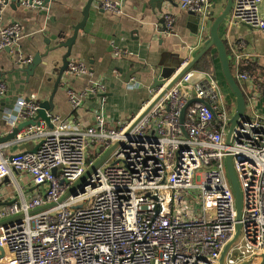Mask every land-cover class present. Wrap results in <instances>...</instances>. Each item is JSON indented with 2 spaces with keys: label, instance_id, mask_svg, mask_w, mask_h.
Returning a JSON list of instances; mask_svg holds the SVG:
<instances>
[{
  "label": "built area",
  "instance_id": "2783aa9c",
  "mask_svg": "<svg viewBox=\"0 0 264 264\" xmlns=\"http://www.w3.org/2000/svg\"><path fill=\"white\" fill-rule=\"evenodd\" d=\"M8 0H0V8ZM26 9L43 0H20ZM183 11L198 16L203 30L211 19L210 0H179ZM99 7L119 13L120 4L102 0ZM163 34L175 18L163 17ZM230 21L264 31V0H234ZM18 24L2 28L0 51L21 40ZM114 55H122L115 49ZM232 74L246 99V115L226 138L235 111L213 74L187 72L133 128L169 82L150 90L151 98L131 119L108 126L103 111L88 127L50 115V124L25 128L11 142H0V264H219L225 247L240 233L224 264H261L264 255V116L255 109L251 75L242 70L241 53L229 55ZM31 59L23 61L30 64ZM186 65L184 63L182 67ZM88 73L69 62L66 76ZM203 79H197V76ZM244 86L248 87L244 90ZM7 94L0 81V97ZM96 83L82 93L69 90L79 110L83 100H105ZM186 111L183 134L182 109ZM202 101L207 102L210 107ZM36 95L20 99L12 128L37 116ZM212 111L215 112V119ZM10 131V133L12 132ZM2 135H0V139ZM37 140L33 151L6 156L11 145ZM114 145L115 150L87 178L83 192L71 189ZM233 159L243 208L237 219L226 157ZM19 174L21 182L14 178ZM11 178V180H9ZM15 187L6 197L5 181ZM8 184V185H9ZM27 191V192H26ZM8 199V200H7Z\"/></svg>",
  "mask_w": 264,
  "mask_h": 264
},
{
  "label": "crops",
  "instance_id": "0c3cea01",
  "mask_svg": "<svg viewBox=\"0 0 264 264\" xmlns=\"http://www.w3.org/2000/svg\"><path fill=\"white\" fill-rule=\"evenodd\" d=\"M19 1L9 0L8 5L0 8V32L13 23L20 25L22 31L16 48L10 53L6 52L7 49L0 51V81L7 86V94L0 97L1 139L11 134L12 128L6 117L16 115L20 99L36 95L40 104L50 99L67 53L65 48L55 47L72 37L74 27L83 20V11L88 3V0H43L41 8L26 9L18 5ZM101 1L93 2L87 23L79 32L69 58V62L83 63L88 73L68 78L66 71L53 99L52 116L69 122L74 119L82 127L92 125L98 111L105 113L109 127L136 115L150 100V90L160 80L161 73L185 66L182 67L186 49H189V55H193L203 45L209 37L212 21L223 13L227 5V0H210L213 16L203 30L195 15L179 8V0H112L120 4L119 13L104 11L99 7ZM165 15L175 18L170 34L159 32L163 30ZM230 18L231 14L221 26L219 36L225 42L229 55L241 53L242 70L251 75L249 87L256 93L255 109L264 116V31L232 24ZM48 49L53 50L48 53ZM115 49L122 55L116 57ZM215 53L213 49L212 54ZM37 56L41 63L31 75L26 69L32 62L24 65L23 61H33ZM216 66H219V72L216 68L215 78L222 92L229 101L235 100L230 98L228 89H223L220 82L222 70L218 59ZM131 71L136 72L126 81V75ZM96 83L106 88L105 100L89 96L83 100L79 110H74L69 101V90L82 93ZM247 88L244 86V90ZM38 144L33 139L11 145L5 155L33 151ZM13 175L20 183L19 174L14 172ZM9 180L5 181L6 197L16 191Z\"/></svg>",
  "mask_w": 264,
  "mask_h": 264
},
{
  "label": "water",
  "instance_id": "95a60500",
  "mask_svg": "<svg viewBox=\"0 0 264 264\" xmlns=\"http://www.w3.org/2000/svg\"><path fill=\"white\" fill-rule=\"evenodd\" d=\"M94 1L95 0H88V3H87V5L83 11V20L81 23H79L77 26L74 27V33H73L72 37H70L66 41H62L61 43H59L55 47V49L65 48V49H67V53H66L65 57L63 58V66L60 69L59 77L57 79L54 92L51 95L50 99L48 101H44L40 104V109L37 111V116L35 118L31 119L30 121L23 122L20 125H18L16 128H14L12 130L11 134L7 138L0 139V142H6V141L14 139L16 137V135L18 133H20L22 130H24L25 128L40 126L42 121L46 122L50 127H52V125L50 124L51 119L49 116L52 114V112L54 110L53 99H54V96H55V94L59 88L63 74L68 70L69 58H70L71 53H72V48L76 43L79 32L84 29V27L87 23V20L89 18V12H90V9H91ZM8 4H9V0L6 2V5H8ZM233 4H234V0H227V5L225 7V10L223 11V13L220 16L214 18V20L212 21V24L210 25V27L208 29V34H209L208 39L206 41H204L203 45L199 49H197L193 55H189V49H186V51L184 52V58H183V62L186 63V65L182 69H180V70L179 69L178 70L173 69L171 71L165 70L161 73L160 80L157 81L152 88L153 89L158 88L159 86H161L163 84V81H167V82H169V84L162 91V93L159 95V97H157V99H155V101H153L151 103V105L142 113V115H140V117L134 122V124L131 126V128L129 129L127 134H129V132L139 124V122L150 112V110L156 105V103L162 97H164L166 95V93L171 88H173V86L187 72L193 70L194 67L196 66V64L199 63L201 61V59L207 53H209L213 49H215L217 56H218V60H219L220 65H221V70H222V75L224 77V80H225L230 92L234 95V98H235V111H234L233 117L231 118V120L229 122L230 127H229V131H228L227 138H226L227 146H231L232 136L234 134V131L237 128V126L239 125V123L241 122V120H244V117L246 115V108H247L244 93H243L240 85L235 80V78L232 74L231 62H230L227 46H226L225 42L219 36V30H220L221 26L230 17L231 11L233 9ZM18 5H21L20 2L18 3ZM211 16H213V13L211 14ZM195 17L198 19V24H199L201 21L200 18L198 16H195ZM197 35H198V33H197ZM197 35H196V37H197ZM52 50L53 49H48L47 52L50 53ZM10 51H11V49L6 50L7 53H10ZM40 63H41V58L39 56H37L32 61V63L28 66V68L26 69L27 73L32 75L34 70L36 69V67L38 65H40ZM135 72L136 71L129 72L126 75V81H128L129 78H131V76ZM196 101H197L196 99L189 101L188 104L181 111V115H180L181 129H182L183 134L186 137H187V133L184 129L186 111L190 107V105H192ZM202 102L206 106L210 107V105L207 102H205V101H202ZM212 113H213L215 119H217L215 112L212 111ZM38 120H41V121H38ZM116 146L117 145H114L110 150H108L95 163V165L85 173V175L71 189L70 193H73L74 195H76L77 194L76 190L78 188L80 189L81 192H83L84 186L86 185L87 178L107 159V157L115 150ZM226 171H227V176H228L230 186H231L232 191H233L235 198H236L237 219L240 220L241 219V212H242V208H243V195L241 192V188L239 185V181H238L236 172L234 170L233 159L231 156L226 157ZM239 233H240V226L238 225L236 236L225 247V249L222 253V256L220 258L219 264L225 263L226 256H227L230 248L232 247V245L236 242V240L239 236ZM262 258H263V261L261 264H264V255L262 256ZM249 262L250 261H246L245 263H242V264H249Z\"/></svg>",
  "mask_w": 264,
  "mask_h": 264
},
{
  "label": "trees",
  "instance_id": "16d2710c",
  "mask_svg": "<svg viewBox=\"0 0 264 264\" xmlns=\"http://www.w3.org/2000/svg\"><path fill=\"white\" fill-rule=\"evenodd\" d=\"M218 59L217 54H212V51L207 53L199 63L196 64L194 67V71L198 73H207V74H213L214 77H216V67H215V61ZM224 85L226 86V82L224 80V77H222ZM227 89L229 91V96L231 99H235L234 95L230 92L228 86ZM231 102L234 100H230Z\"/></svg>",
  "mask_w": 264,
  "mask_h": 264
},
{
  "label": "rangeland",
  "instance_id": "374dc122",
  "mask_svg": "<svg viewBox=\"0 0 264 264\" xmlns=\"http://www.w3.org/2000/svg\"><path fill=\"white\" fill-rule=\"evenodd\" d=\"M216 68L218 69V72H219V66H216ZM197 79H203V76H197ZM220 82L222 83L223 89L227 88V84H226V86L224 85V82H223L221 74H220Z\"/></svg>",
  "mask_w": 264,
  "mask_h": 264
}]
</instances>
